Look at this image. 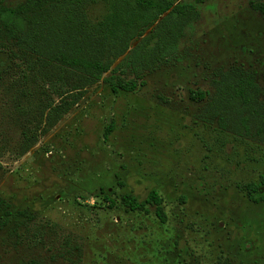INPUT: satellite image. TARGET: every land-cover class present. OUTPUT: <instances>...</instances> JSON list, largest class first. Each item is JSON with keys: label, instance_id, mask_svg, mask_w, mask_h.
<instances>
[{"label": "rangeland", "instance_id": "obj_1", "mask_svg": "<svg viewBox=\"0 0 264 264\" xmlns=\"http://www.w3.org/2000/svg\"><path fill=\"white\" fill-rule=\"evenodd\" d=\"M200 10L144 85L98 83L55 125L45 106L73 93L0 46V264H264V142L204 118L220 70L255 73L264 104V19L249 0ZM153 190L165 224L123 202Z\"/></svg>", "mask_w": 264, "mask_h": 264}, {"label": "trees", "instance_id": "obj_2", "mask_svg": "<svg viewBox=\"0 0 264 264\" xmlns=\"http://www.w3.org/2000/svg\"><path fill=\"white\" fill-rule=\"evenodd\" d=\"M207 1L22 0L10 4L0 0V46L21 50L29 57L28 68L39 69L55 91L73 93L69 101L45 106L55 125L98 83L114 94L131 93L144 85L147 74L176 59L182 42L200 21V6ZM249 5L264 18V0H249ZM212 85L215 93L205 106L204 118L217 120L220 129L236 136L264 142L263 89L255 73L241 67L220 70ZM207 96L199 92L191 99L202 101ZM123 202L129 210L145 214L151 205L160 222L168 221L163 198L155 190L145 201L125 195ZM9 209L0 196L5 225Z\"/></svg>", "mask_w": 264, "mask_h": 264}, {"label": "water", "instance_id": "obj_3", "mask_svg": "<svg viewBox=\"0 0 264 264\" xmlns=\"http://www.w3.org/2000/svg\"><path fill=\"white\" fill-rule=\"evenodd\" d=\"M165 15H166V14H165ZM162 18H163V17H161L160 19H162ZM150 31H151V29L148 30L146 34H148ZM136 45H137V42H136L135 44H133V46H136ZM124 57H125V56L120 57L114 66H116L118 63H120V62L124 59ZM114 66H113V67H114Z\"/></svg>", "mask_w": 264, "mask_h": 264}, {"label": "flooded vegetation", "instance_id": "obj_4", "mask_svg": "<svg viewBox=\"0 0 264 264\" xmlns=\"http://www.w3.org/2000/svg\"><path fill=\"white\" fill-rule=\"evenodd\" d=\"M257 13V12H256ZM259 14V13H258ZM264 19V18H263Z\"/></svg>", "mask_w": 264, "mask_h": 264}]
</instances>
